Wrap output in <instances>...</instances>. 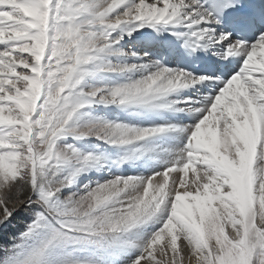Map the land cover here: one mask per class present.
Segmentation results:
<instances>
[{
    "label": "snow or ice",
    "instance_id": "6c2138e0",
    "mask_svg": "<svg viewBox=\"0 0 264 264\" xmlns=\"http://www.w3.org/2000/svg\"><path fill=\"white\" fill-rule=\"evenodd\" d=\"M0 264H264V0H0Z\"/></svg>",
    "mask_w": 264,
    "mask_h": 264
}]
</instances>
